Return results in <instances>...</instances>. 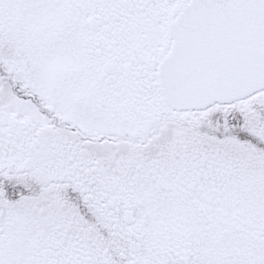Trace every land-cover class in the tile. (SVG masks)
<instances>
[{
  "label": "snow or ice",
  "instance_id": "obj_1",
  "mask_svg": "<svg viewBox=\"0 0 264 264\" xmlns=\"http://www.w3.org/2000/svg\"><path fill=\"white\" fill-rule=\"evenodd\" d=\"M0 264H264V0H0Z\"/></svg>",
  "mask_w": 264,
  "mask_h": 264
}]
</instances>
